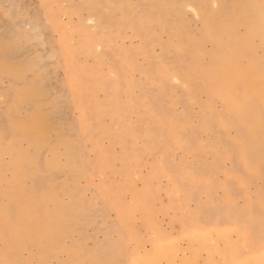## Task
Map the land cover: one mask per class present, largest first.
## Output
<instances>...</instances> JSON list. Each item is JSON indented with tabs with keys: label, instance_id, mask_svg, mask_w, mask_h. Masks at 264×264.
I'll list each match as a JSON object with an SVG mask.
<instances>
[{
	"label": "bare ground",
	"instance_id": "obj_1",
	"mask_svg": "<svg viewBox=\"0 0 264 264\" xmlns=\"http://www.w3.org/2000/svg\"><path fill=\"white\" fill-rule=\"evenodd\" d=\"M68 1L71 2L70 0H39L45 16L49 20V29L58 34L57 53L50 52L49 54L58 57L59 62L61 61L68 92L79 109L77 123L72 122L75 130L67 126L66 131H61L56 136L53 135L56 137L54 141L49 138V129L53 119L60 114L61 100L60 96L56 94L57 91L46 92L48 78L46 64H41L37 56L34 57L35 59H27L24 55L16 66L11 67L8 52L22 50L23 40L20 38H24L25 35H20L18 31L10 29L12 26L9 10L5 14L6 17L3 16L5 20L0 25V79L7 77L10 83L4 89V93L0 92V95L6 96L7 100L4 104L5 109L0 110V156L1 153L10 155L9 164L4 166L0 161V181L3 179V170L11 173V177L7 181L10 192L6 193L5 191L9 202L7 205L3 204L4 202L0 204V237L3 239L0 248V264H29V261L22 259L20 254L22 245L24 248L28 244H33L37 248V264H47L48 255L52 251L50 245L55 243L69 224L65 214V210L69 206L66 208L65 204L60 205L61 201L58 202V197L53 192L58 184L54 171L67 170L65 182L71 186L72 178L77 175V172H73L75 169L74 152L80 150L81 144L87 139L91 142L93 140V145L98 152L97 162L100 161V166L105 168H109L108 157L111 153V146L114 143H119L121 146V151L115 155V158L121 160L123 165L126 163L125 181L120 183L114 178L112 180L106 177L99 185V190L107 200V204L115 209L119 221L118 226L115 227L119 233L117 242H123L125 245L121 230L130 236L134 260L131 262L128 252L126 254L122 252L124 248H120L121 251H118L119 248L118 250L116 247L114 249V246L108 242V245L102 246L104 250L101 251L84 250L83 248H81L82 250L68 249L66 259L58 264H171L175 261L177 252L170 254L167 237L156 232L145 239L138 233L136 226V222H141L144 229H153L154 222L150 216L153 201L151 183L157 177L156 174L146 180L141 191L132 195L130 202H126L123 191L125 187L131 186L129 175L134 173L127 157H131L132 152L126 141L132 131L129 125L119 127V130L115 129L119 132L118 134L111 132L113 131L111 128L108 130L100 128L105 108L117 107V104L124 105L127 100L132 102L131 106L138 104L130 94L133 83L127 77L128 68L132 67L127 63L125 57L128 56V53L126 50H120L121 54H118V57L114 59L118 68L116 75L110 79L112 80L111 84L108 83V78H106L107 80L97 79L102 51L109 50L107 46L114 42L110 30L112 24L102 20V14L93 7V2L76 6L69 4ZM119 1L124 3L126 0ZM62 2L65 4H61ZM10 4L11 6L19 5L14 1H11ZM141 4L144 9L156 15H162V27L170 34V42L163 44L164 51L170 53L171 47H175V51L178 52V60L175 63H165L162 59L160 61L153 60L149 66L142 68L143 73L148 74L153 69V76L159 82L169 76L181 79L184 98L188 102L199 103L198 125L200 127L198 125L197 127L209 130L210 127L215 126L212 125L211 120L216 119L223 127L235 128L236 141L242 148L245 165L250 172H252L251 170L258 172L251 165L250 158L247 156H250L248 151L253 150L250 141H252V145H258L260 137L264 138V54H259V51L264 49V0H141ZM188 5L194 6L204 39L212 45L210 50H204V39H197L193 32L183 28L180 16L174 12L175 9L180 11ZM19 9L24 15L25 8L19 6ZM83 10L87 11L85 18L81 16ZM59 14L67 16L76 14L78 18L75 22L71 20L62 22L58 17ZM15 15H17L16 12ZM86 20L94 22L92 29L86 27ZM128 22L141 24L146 29H149V25H151L149 15L136 7L130 11ZM172 25L176 27V31L173 30ZM184 36H191L189 38L191 42H188L190 46L182 44ZM174 40H177V43L172 46L171 43ZM140 50L149 56V52L143 44H141ZM88 59H92V62H87ZM165 75L167 76L165 77ZM161 83L165 82L161 81ZM108 89L109 93L107 94ZM98 90L106 93L103 100L95 97ZM199 92L207 94L203 103L198 101ZM215 99L222 103V109L219 111H215L213 107ZM146 104H148L147 100ZM147 107L149 108V104ZM122 109H126V107L122 106ZM21 111L25 113L22 115ZM154 114L161 116L164 122V131L163 134L156 135L150 131L146 132V138L150 141L148 145L151 144L155 147L160 144L161 136L173 138L176 143L184 144L189 139L190 133L196 131V128L189 122L190 113L183 112L181 115H174L169 112L161 114L160 111H157ZM237 121L243 123V127H248L245 137H239L240 126L237 125ZM77 128H79L78 134L76 133ZM148 129H150L149 124L146 126V131ZM105 136L109 139V143L107 148L103 149L100 147V139ZM22 140L26 141L27 149L20 147ZM2 141H5L4 145L1 144ZM56 141L65 147L66 162L63 166L56 161V151H59V149L55 150ZM46 148L51 151L52 158L44 160L41 154ZM196 150L198 148H195ZM163 156L155 173L165 167ZM247 158L249 159L247 160ZM252 164L254 163L252 162ZM44 170L46 171L44 172ZM261 177L263 178V176ZM26 178L32 179L33 188L23 195L20 185ZM247 179L249 180V178ZM47 180H49V183L46 184L48 188L43 192L40 190V199L33 201V195L41 187L39 184L47 182ZM244 181L246 182V180ZM230 186L231 183L228 190L231 193L232 186ZM258 189L256 192L260 197L264 188L263 191ZM17 193L19 198L16 201ZM187 195L188 191L185 192L181 204ZM46 198L52 199L51 203L54 201L55 206L46 207L44 204ZM76 199L77 197L72 200L73 205H75ZM11 201L17 206L16 217L7 210L8 203ZM174 201L172 204H175ZM86 216L89 217L85 219ZM90 218V213L78 208L71 220L82 223ZM254 219L252 217V220ZM196 222H198L197 213L184 222V232L190 236L186 247L192 258L185 260L186 258L181 257L184 260L178 262L179 264L195 263L201 252L207 254L202 264H215V262L228 264L229 261L237 264H264L263 253L249 260L244 259L245 261L237 259L235 254L237 250L231 247L238 246V241L231 237V233L226 232L230 229H224L229 224L214 227L208 224L196 226ZM189 225L201 229L204 236H193L192 233H189ZM211 230L216 233H210ZM218 232L221 234H217ZM145 241L151 242V253L146 252L143 244ZM258 245L260 246V244ZM224 247L230 249L229 256L221 255V250ZM170 251H177L175 244ZM178 257L176 256V258Z\"/></svg>",
	"mask_w": 264,
	"mask_h": 264
},
{
	"label": "rangeland",
	"instance_id": "obj_2",
	"mask_svg": "<svg viewBox=\"0 0 264 264\" xmlns=\"http://www.w3.org/2000/svg\"><path fill=\"white\" fill-rule=\"evenodd\" d=\"M11 1L17 2L19 5L11 6ZM70 1H68L69 4L76 6L93 2V7L102 14V20L105 23L110 22L112 24L110 30L114 37V42H111L107 46L109 50L102 51L97 79L104 80L108 78L109 80H106L111 84L112 80L110 79L116 75L118 68V64L115 65L114 59L118 57V54H121L120 50L127 51L128 56H125L127 63L132 65V67L128 68L127 77L133 83L130 90L131 97L138 104L131 106L132 102L127 100L124 105L117 104V107L110 106L109 108H105L100 128L105 130L111 128L113 130L111 132L118 134L117 130H119V127L129 125L132 131V134L126 138V141L132 154L134 153L133 156L130 154L131 157L127 156L134 173L129 175L131 186L129 188L125 187L123 191V197L126 202H130L132 195L142 190L146 180L152 177V175L156 174L157 176L151 183L153 201L150 216L154 222L153 229L146 230L141 222H136L138 233L143 235L145 239L156 232L165 235L170 250L174 244L176 245L177 251L171 252L169 250L170 254L177 252L176 256H179L178 258L175 256V261L173 260L174 262L171 264H179L184 258H186L185 260L192 258L186 247V242L190 236L184 232L183 225L185 221L191 219L197 213L198 222H196V226L208 224L214 227L221 224H229L224 229H230L226 232L231 233V237L238 241V246L235 245L236 247L231 248L237 250L233 252H235L237 259H240V261H245L244 259L249 260L250 258L260 256L262 253L264 254V138L261 139L260 137L258 145H252V141H250V146L253 147V150L248 151L250 156L247 157L250 158L251 165L258 171L251 170L252 172H250L245 165L242 148L236 141L237 134L235 128L223 127L216 119L211 120L212 122L210 121L215 126L210 127L209 130L203 127L201 129L198 128L200 127L198 125L200 119L199 103L188 102L184 98L181 79L171 76L166 77L167 75H165L166 79L159 82L153 76V69L148 74L143 73L142 68L149 66L153 60L160 61L162 59L165 63H175L178 60V52L175 51V47H171L170 50L172 51L170 53L164 51L163 44L170 42V34L162 27V15H156L144 9L141 0H126L124 3H121L119 0ZM61 4H65V2ZM19 6L25 8L24 15ZM134 7L149 15V22L151 23L149 29H146L141 24L128 22L130 11ZM8 10L11 13V20H9L12 27L10 29L18 31L20 35H25L24 38H20V40H23L22 50L17 49L8 52L11 67L16 66L24 55H26L27 59H35L34 57L37 56L41 64H46V74L48 75L46 92L57 91L56 94L60 96V114L53 119L49 129V138L51 141H54L56 139L54 136L61 131H66L67 126L75 130L72 122L76 124L79 116V109L75 106L73 99H71L64 80V71L61 68L62 63L61 61L59 62L58 57L50 56L49 54L50 52L57 53L58 46L56 39L58 38V34L49 29V20L46 18L39 0H0V25L5 20L3 16L6 17L5 14ZM15 12L17 15H15ZM82 12L83 15L81 16L85 18L87 11L83 10ZM174 12L180 16V22L184 29L193 32L197 39H204L201 24L194 12L193 5H188L180 11L175 9ZM58 17L62 22H68V20L75 22L78 15L67 16L59 14ZM85 25L88 29H92L94 22L86 20ZM172 28L176 31L174 25H172ZM190 37L184 36L182 44L190 46L188 44V42H191ZM175 43H177V40L172 41V46H175ZM141 44L149 52V56L140 50ZM211 47L212 45L204 39V50H210ZM97 48L100 49V47ZM261 53L264 54V49L259 51V54ZM87 62L91 63L92 59H88ZM111 65L114 67H111ZM161 81L165 83H161ZM9 84L7 77L1 78L0 92L4 93V89ZM108 93L109 89L107 90ZM105 94L104 91L98 90L95 93V97L103 100ZM206 98L207 94L205 92L198 93L199 102L203 103ZM145 99L149 104V108ZM6 102V96L0 95V110L5 109L4 104ZM122 106H125L126 109H122ZM213 107L215 111L221 110V101L215 99ZM157 111H160L161 114L169 112L174 115H181L183 112L190 113L189 122L196 128V131L190 133L189 139L184 144L176 143L173 138L167 137V139L165 136H161L162 142L160 144H157L155 147L151 144L148 145L150 141L146 138V132L150 131L153 135H156L158 133L163 134L164 131V122L161 116L154 114ZM24 113L21 111L22 115ZM148 124L150 129L146 131ZM237 125L240 126L239 137H245L248 127H243V123L239 121H237ZM78 131L79 128L76 130L77 134ZM95 135H97V132H95ZM108 143L109 139L106 136L100 139V147L103 149L107 148ZM1 144L4 145L5 141H2ZM20 147L27 149L26 141H20ZM195 148H198V150L195 151ZM58 149L59 151H56V161L59 165L63 166L66 162L65 147L56 141L55 150ZM120 151L121 146L119 143H114L111 146V153L108 157L109 168H105L100 166V161L97 162L98 152L93 145V140L91 142V140L87 139L81 144L80 150H75L74 152L75 169L73 172H77V175L72 178V187L65 182L67 170L54 171L58 184L55 186L53 192L54 194L56 193L58 202L61 201L60 205L65 204L66 208L69 206L65 210L69 224L64 233L58 236L55 243L50 245L52 251L48 255L47 264H58L65 260L68 249L82 250L81 248H83L84 250L93 249L101 251L102 249L104 250L102 246L104 244L108 245V242L114 246V249L124 248L122 252L124 254L128 252L127 254L131 257L130 261L134 260L130 236L121 230L122 236L125 239V245H123V242H117L119 233L115 227L118 226L119 221L115 209L107 204V200L99 190V185L106 177L112 180L114 178L115 181L124 183V168L126 163L123 165L121 160L115 158V155ZM247 153L246 155H248ZM41 156L44 160L51 159L52 153L46 148ZM162 156L165 158V167L158 173H155ZM0 161L4 166L9 164L10 155L8 153H1ZM2 173L0 204L4 202L3 204L7 205L9 198L7 194L5 195V191L6 193L10 192L7 181L11 177V173L7 170H3ZM260 173L262 175H259ZM29 179L26 178L20 185L23 195H26L33 188V181L30 179V182ZM48 183L49 180L39 184L41 187L33 195V201L40 199V193L48 188V185H46ZM230 183L232 194L230 191L228 192ZM258 188L263 191L260 197L258 192H256ZM187 191L188 195L183 204H181V200H183ZM75 197H77V201L75 200L76 206L71 203ZM18 198L19 195L17 193L16 201ZM172 201L175 204H172ZM51 202L52 199H47L44 201V204L46 207L52 208L55 206V202ZM70 206L72 207L71 210ZM78 208L90 213V220H85L82 223L71 220L72 215ZM7 210L14 217L17 216V206L13 201L8 203ZM88 217L86 216L85 219ZM252 217L255 219L252 220ZM188 230H190L188 232L192 233L193 236H204L201 229L197 227L189 225ZM210 233L215 234L216 232L211 230ZM217 234L221 233L218 232ZM75 241L77 242L75 243ZM2 244L3 239L0 237V248ZM143 244L146 252L151 253V242L145 241ZM23 246L20 249L21 258L28 260L29 264H37L36 246L33 244L26 245L27 248L26 246L23 248ZM258 246L259 248L257 249ZM224 250L227 253H224ZM229 250L228 247H224L221 250V255L229 256ZM118 251H121V249ZM199 254L198 261L195 260L196 264H202L207 255L205 252ZM216 257L219 258L218 256ZM81 260L84 261V259ZM215 264L218 263L215 262ZM228 264L237 263L229 261Z\"/></svg>",
	"mask_w": 264,
	"mask_h": 264
}]
</instances>
